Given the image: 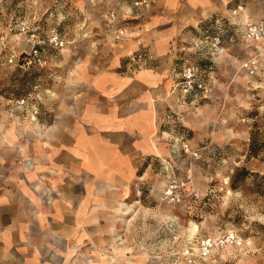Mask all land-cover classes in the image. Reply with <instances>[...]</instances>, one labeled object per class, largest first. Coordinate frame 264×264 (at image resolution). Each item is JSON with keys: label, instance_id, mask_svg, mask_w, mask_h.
<instances>
[{"label": "crops", "instance_id": "1", "mask_svg": "<svg viewBox=\"0 0 264 264\" xmlns=\"http://www.w3.org/2000/svg\"><path fill=\"white\" fill-rule=\"evenodd\" d=\"M134 1L84 0L87 26L68 47L69 91L58 88L51 122L42 114L37 124L23 115L18 127L10 117L3 123L0 264H59L111 236L121 204L166 156L168 124L184 116L187 97L175 70L192 54L182 52L191 27L235 0H148L139 10ZM112 12L123 22H108ZM119 29L128 37L118 43L112 32ZM138 52L150 63L131 73L128 59Z\"/></svg>", "mask_w": 264, "mask_h": 264}, {"label": "rangeland", "instance_id": "2", "mask_svg": "<svg viewBox=\"0 0 264 264\" xmlns=\"http://www.w3.org/2000/svg\"><path fill=\"white\" fill-rule=\"evenodd\" d=\"M41 1L0 2V134L7 117L13 127L21 115L37 124L43 114L49 124L58 88L69 91L63 76L73 63L68 47L87 26L84 0ZM213 19L225 24L219 32L225 38L226 29L235 30L218 59L204 60L212 92L194 105L187 99L183 118H172L166 156L151 163L121 204L111 236L59 264H189L187 247L196 264H264V57L245 67L256 50L241 33L243 24L264 21V0H235ZM54 31L67 41L64 48L50 45ZM35 43L42 64L35 62ZM29 93L36 107L17 108ZM171 183L185 195L180 203L163 198ZM192 225L198 229L191 236ZM205 239L217 243L207 257L200 249Z\"/></svg>", "mask_w": 264, "mask_h": 264}, {"label": "built area", "instance_id": "3", "mask_svg": "<svg viewBox=\"0 0 264 264\" xmlns=\"http://www.w3.org/2000/svg\"><path fill=\"white\" fill-rule=\"evenodd\" d=\"M3 2V0H0ZM150 3L148 0H136L133 2V7L135 10L146 9L149 8ZM242 10V7H239ZM236 13V11L234 12ZM108 22L116 23L123 22L118 13L112 12L107 17ZM207 28L201 29L200 25L198 28L194 29L193 37L189 39L186 43L188 47H185L182 52L186 50L190 51L192 54L200 55L202 61L191 62L189 59L184 57H180L176 61V77L179 80L178 87L183 89L187 99L192 97L194 100H202L206 99L209 96L210 88L209 82H211L210 76L212 68L210 65L204 63V60L210 61L213 63L215 59L224 52V45L228 42H232L233 36L231 33L235 30L232 27L226 29V33H230V37L225 38L222 32L225 24L222 21L217 19L210 18L206 20ZM216 31L218 33H216ZM113 40L116 42H123L128 37V34L124 29L115 30L112 32ZM241 33L248 43L253 44L256 55L253 57L252 61L246 64L245 67H249V64H256L257 60L261 57H264V21L259 22H247L241 26ZM35 36V35H34ZM50 45L55 49H62L67 45V41L63 38V36L54 31L49 37ZM41 43H35V47L39 46ZM34 59L35 62L42 64L43 59L40 55V50L35 48L34 50ZM179 61V62H178ZM150 63V59L145 52H138L133 54L128 59V69L131 73H136L143 71L148 68ZM254 64V65H255ZM252 66H250L251 68ZM253 71H251V74ZM34 101L33 93L27 94L25 97L21 99H17L15 101L16 107L19 109H26L32 106V102ZM35 108L36 106H32ZM38 114V111L37 113ZM198 196V194H197ZM163 198L167 202L172 203H180L182 199L185 198L184 194L180 193V187L176 183H171L164 191ZM217 243L212 239H205L201 241L200 249L201 254L204 257H207L211 254L214 246ZM193 247H187L185 249L184 255L188 258L189 264H196V259Z\"/></svg>", "mask_w": 264, "mask_h": 264}, {"label": "trees", "instance_id": "4", "mask_svg": "<svg viewBox=\"0 0 264 264\" xmlns=\"http://www.w3.org/2000/svg\"><path fill=\"white\" fill-rule=\"evenodd\" d=\"M200 28H201V29H205V28H207L206 21L201 22ZM194 29H195V28L191 27V30H194ZM216 33H218V32L216 31ZM178 62H179V61H178ZM191 98H192V97H191ZM188 99H190V98H188Z\"/></svg>", "mask_w": 264, "mask_h": 264}, {"label": "bare ground", "instance_id": "5", "mask_svg": "<svg viewBox=\"0 0 264 264\" xmlns=\"http://www.w3.org/2000/svg\"><path fill=\"white\" fill-rule=\"evenodd\" d=\"M197 229H198L197 226L192 225V229L190 230V235H191V236L194 235Z\"/></svg>", "mask_w": 264, "mask_h": 264}]
</instances>
